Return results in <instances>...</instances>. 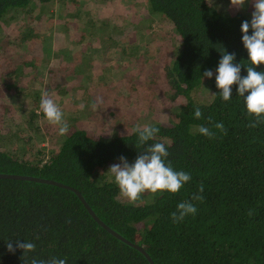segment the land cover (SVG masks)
<instances>
[{
    "label": "trees",
    "instance_id": "obj_1",
    "mask_svg": "<svg viewBox=\"0 0 264 264\" xmlns=\"http://www.w3.org/2000/svg\"><path fill=\"white\" fill-rule=\"evenodd\" d=\"M49 1L0 0V31L12 11L38 15ZM148 2L179 33L178 48L159 69V63L153 68L168 83L165 99L168 96L173 102L180 96L182 102L172 107L170 124L148 122L160 131L147 144L165 143L167 161L174 170L190 173L192 179L177 193L158 191L133 205L119 197L118 186L107 171L120 156L134 162L142 153L145 146L136 147L138 134L132 129L94 135L83 127L72 129L47 154L21 157L1 146L0 173L51 178L79 189L96 214L142 245L154 264H264V123L249 127L255 117L247 114L238 85L232 86V98L224 101L215 82L224 50L235 53L234 63L250 64L241 24L251 18L244 11L222 10L210 0ZM245 66L242 77L247 75ZM207 69L213 72L209 86L213 92L200 100L196 90L208 78L202 77ZM256 70L264 71V64ZM156 98L146 96L150 105L157 104ZM196 107L202 110L200 119L194 117ZM208 117L212 124L222 122L226 134L214 128V139L200 134L199 126L212 127ZM201 183L203 193H199ZM197 193L203 202L192 201ZM182 201L194 203L197 212L173 223L171 213ZM17 240L34 242L35 251L26 257L22 249L9 252L7 242L15 247ZM54 256L67 258L66 264H151L143 250L100 223L74 188L0 176V264H30L33 257L48 260Z\"/></svg>",
    "mask_w": 264,
    "mask_h": 264
},
{
    "label": "rangeland",
    "instance_id": "obj_2",
    "mask_svg": "<svg viewBox=\"0 0 264 264\" xmlns=\"http://www.w3.org/2000/svg\"><path fill=\"white\" fill-rule=\"evenodd\" d=\"M210 1L250 18L254 11L252 0L240 9L230 0ZM10 14L0 31V147L34 157L58 147L77 127L116 135L150 121L170 124L172 107L182 97L175 104L165 99L168 83L153 65L160 68L178 48L180 36L148 0H50L38 15L21 9ZM204 80L196 90L200 100L213 92L211 79ZM45 93L61 107L66 134L40 111ZM146 96L157 104L150 105ZM97 97L103 104L94 108ZM152 195L145 192L140 202Z\"/></svg>",
    "mask_w": 264,
    "mask_h": 264
},
{
    "label": "clouds",
    "instance_id": "obj_3",
    "mask_svg": "<svg viewBox=\"0 0 264 264\" xmlns=\"http://www.w3.org/2000/svg\"><path fill=\"white\" fill-rule=\"evenodd\" d=\"M245 3L246 0H230V6L235 9L242 8ZM252 3L254 11L251 13L250 22L245 20L241 24L242 43L247 50L250 64L245 66L242 63H234L235 53L230 54L224 50L216 69L215 82L224 101H229L232 98V86L238 85L237 94L243 98L247 114L255 117V120L251 121L248 126L255 128L264 123V71L256 70L257 66L264 64V0H252ZM250 29L252 30L251 34H249ZM242 65L247 70V75L243 77L241 76ZM212 76L213 72L210 69L205 70L202 74V77L211 78ZM102 104L103 98L97 97L93 107L98 108ZM80 107L83 108L84 105L81 104ZM39 108L50 124L59 126L60 134L67 133L69 125L64 119V113L58 103L47 93L42 95ZM194 117L197 119L203 117L200 107L194 109ZM208 120L212 124V118L208 117ZM213 128L226 134L222 122H215L212 127L201 125L197 131L210 139H214L216 132L212 130ZM159 131L158 127L150 124L135 126L133 132L138 134L136 147L145 146L142 153L131 164L126 157L120 156V163L111 165L107 171L118 186L120 196L133 205L141 201L145 192L153 194L158 191L177 193L192 179L190 173L173 169L171 162L167 161L169 153L165 143L147 144L148 141L155 138ZM203 191L204 185L201 183L199 193H203ZM199 193L193 194L192 201L203 202L204 197ZM196 212L197 207L194 203L182 201L177 204L176 211L171 213V219L173 223H178L188 215H195ZM248 214L252 215V211L249 210ZM37 239H39L38 236ZM7 249L13 253L16 249H22L23 256L26 257L28 253L35 251L36 244L32 241L20 242L17 240L14 247L13 243L8 241ZM66 262L67 258L55 256L48 260L35 257L30 260V264H66ZM25 264H29V262L26 261Z\"/></svg>",
    "mask_w": 264,
    "mask_h": 264
},
{
    "label": "water",
    "instance_id": "obj_4",
    "mask_svg": "<svg viewBox=\"0 0 264 264\" xmlns=\"http://www.w3.org/2000/svg\"><path fill=\"white\" fill-rule=\"evenodd\" d=\"M0 176H4V177H13V178H22V179H35V180H40V181H46V182H53V183H57L60 185H64V186H69L74 188L77 193L79 194V196L81 197V199L83 200V202L85 203V205L88 207L89 211L93 214V216L100 222L102 223L105 227H107L112 233H114L115 235H117L118 237L132 243L133 245L137 246L138 248H140L141 250H143L149 257L151 264H154V261L152 259V257L146 252V250L143 248L142 245H139L137 243L132 242L130 239H128L127 237H124L122 234H120L119 232H117L116 230H114L112 227H110L108 224H106L94 211V209L91 207V205L88 203V201L84 198L82 192L73 187L70 186L68 184H65L61 181H57L55 179H51V178H44V177H40V176H35V175H27V174H19V173H0Z\"/></svg>",
    "mask_w": 264,
    "mask_h": 264
}]
</instances>
